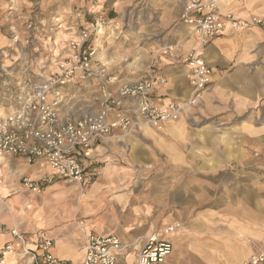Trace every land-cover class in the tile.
<instances>
[{"label":"crops","instance_id":"1","mask_svg":"<svg viewBox=\"0 0 264 264\" xmlns=\"http://www.w3.org/2000/svg\"><path fill=\"white\" fill-rule=\"evenodd\" d=\"M95 1L86 3L89 17L80 25L106 16L90 44L115 77L108 89L138 81L157 59L167 83L152 94L153 102L188 99L193 88L181 57L192 51L211 66L212 82L176 121L128 133L114 129L84 161L97 175L83 188L58 179L42 193L12 191L23 176L37 179L50 167L44 160L7 157L0 247L16 228L35 243L52 240L61 261L82 264V223L131 244L118 261L131 264L128 257L144 237L181 222L167 235L173 251L166 264L177 258L183 264H243L264 250V27L229 28L202 43L183 21L188 0ZM8 4L0 0V9ZM219 9L251 21L264 15V0H219ZM5 42L0 33V47ZM167 44L175 47L171 55L162 53ZM97 96L100 105L102 92ZM69 102L60 103L62 118L75 115Z\"/></svg>","mask_w":264,"mask_h":264},{"label":"built area","instance_id":"2","mask_svg":"<svg viewBox=\"0 0 264 264\" xmlns=\"http://www.w3.org/2000/svg\"><path fill=\"white\" fill-rule=\"evenodd\" d=\"M105 20L106 16L101 13L92 25L77 31L69 41L68 54L55 65L38 71L34 79L23 84L20 92L9 96V112L0 117V189L6 184L2 165L10 156H22L29 163L44 160L50 167L49 172L37 179L23 176L21 185L12 191L42 193L58 179L77 182L83 188L97 175L84 161L114 129L128 133L143 126L159 128L166 122L176 121L210 86L211 66L197 51H192L181 57L189 65L187 75L193 88L188 99L172 100L163 105L153 102L152 94L167 83V77L157 68V59L138 81L123 83L114 92L110 91L107 86L115 82V77L107 75L106 66L90 44L92 34L100 31ZM183 21L202 43L229 28L239 30L249 23L264 27V15L246 21L233 12L221 11L219 0H188ZM174 51L171 44L162 48L164 55H171ZM103 78V98L97 109L61 117L60 103L66 97V89ZM181 226V222H174L144 237L138 243L135 264H166L173 251L167 235ZM3 231L0 222V232ZM81 232L82 264H118L120 254L131 246L115 234H98L83 225ZM10 234L12 240L0 247V264H12L13 259L26 257L32 260V264H62L51 251L52 240L35 243L26 232L16 228H12ZM243 264H264V250L254 252Z\"/></svg>","mask_w":264,"mask_h":264},{"label":"rangeland","instance_id":"3","mask_svg":"<svg viewBox=\"0 0 264 264\" xmlns=\"http://www.w3.org/2000/svg\"><path fill=\"white\" fill-rule=\"evenodd\" d=\"M63 1L9 0L7 7L0 9V33L6 41L0 47V117L9 112L8 99L12 93L20 92L23 84L34 79L38 71L55 65L68 54L69 41L81 29V19L89 17L86 3H96L95 0H70L63 4ZM103 80L66 89L75 115L82 110L96 109V102L99 106L97 95L102 92ZM4 176L7 181V175ZM78 224L81 230L83 224ZM136 251L134 248L128 257L131 264H134ZM12 264H32V260L26 257L14 260ZM118 264L126 262L121 260ZM175 264L183 262L177 258Z\"/></svg>","mask_w":264,"mask_h":264},{"label":"trees","instance_id":"4","mask_svg":"<svg viewBox=\"0 0 264 264\" xmlns=\"http://www.w3.org/2000/svg\"><path fill=\"white\" fill-rule=\"evenodd\" d=\"M62 264H69V263L62 261Z\"/></svg>","mask_w":264,"mask_h":264}]
</instances>
